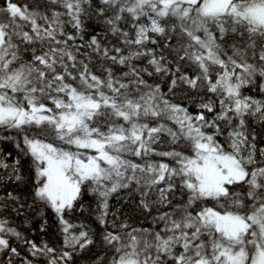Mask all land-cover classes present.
I'll return each mask as SVG.
<instances>
[{"label":"snow or ice","instance_id":"snow-or-ice-1","mask_svg":"<svg viewBox=\"0 0 264 264\" xmlns=\"http://www.w3.org/2000/svg\"><path fill=\"white\" fill-rule=\"evenodd\" d=\"M0 264H264V0H0Z\"/></svg>","mask_w":264,"mask_h":264}]
</instances>
